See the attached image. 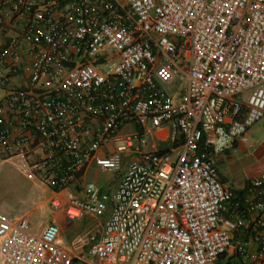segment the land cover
I'll use <instances>...</instances> for the list:
<instances>
[{"label":"built area","instance_id":"1","mask_svg":"<svg viewBox=\"0 0 264 264\" xmlns=\"http://www.w3.org/2000/svg\"><path fill=\"white\" fill-rule=\"evenodd\" d=\"M0 66V178L56 216L0 213V264H264V170L234 200L213 162L264 119V0H0ZM91 165L120 181L76 196Z\"/></svg>","mask_w":264,"mask_h":264},{"label":"rangeland","instance_id":"2","mask_svg":"<svg viewBox=\"0 0 264 264\" xmlns=\"http://www.w3.org/2000/svg\"><path fill=\"white\" fill-rule=\"evenodd\" d=\"M4 73L5 69L0 66V79ZM14 82L13 79H10V84ZM184 86L185 83L181 84L180 89H183ZM5 93V88L2 87L0 83V100L4 97ZM136 130V126L128 125L120 134H132L136 132ZM249 140L251 145L255 142L258 145L264 142V119L256 122L250 128ZM157 145L158 150H165L171 146V142H158ZM245 149L247 151L246 154L252 153V151L250 149L248 150L246 147L241 148L240 151L235 154L233 163L238 170L237 176L242 177L244 175L249 179L255 164L245 165L243 159L247 156H244V152L242 151ZM145 150H150V147H145ZM220 172L226 174L227 171L220 167ZM228 176L230 177V175ZM119 181L120 174L115 172H102L95 165H91L86 174L84 183H93L103 191H113L117 187ZM49 195V192L45 194L38 187L28 182H22L20 176L12 171L8 165L4 167L3 174L0 178V213L13 215L14 213L26 214L31 212L28 221L33 230L37 232L44 225L50 223L54 216V212H52V209L48 205L38 207L40 203L49 198ZM107 217L108 216L105 215L99 218L100 223L103 224ZM91 224H94V222L87 216H82L80 219H77L70 227L69 232L61 236L63 237L64 244H69L78 233L85 231Z\"/></svg>","mask_w":264,"mask_h":264},{"label":"crops","instance_id":"3","mask_svg":"<svg viewBox=\"0 0 264 264\" xmlns=\"http://www.w3.org/2000/svg\"><path fill=\"white\" fill-rule=\"evenodd\" d=\"M13 81H15L14 83L18 82L16 78H13ZM249 136H250V130L247 133V137H248L247 145L237 143L233 149L227 151L225 154L213 157V162L217 168L221 182L225 185V187L230 189L232 192H235L236 195L235 194L234 195L238 199L241 197V195H239L238 192H243L247 183L250 182L252 179L256 178L257 176H259V174L264 170V142L261 143L260 145L256 144V142L253 145H251L249 143L250 142ZM168 141L171 142L170 141V131L169 129L164 128V129L154 132L151 135L148 141V146L154 144L158 148V145H157L158 142H168ZM243 147H246L248 150L250 149L252 151V153L246 154L247 153L246 149L242 150L244 152L243 153L244 156H247L246 158L243 159V162H245V165L247 166L248 164L250 165L255 164V167L253 168V172L249 179L244 175L242 177L237 176L238 170L236 169L233 163L235 154L238 153L240 149ZM220 167L224 168L227 171L226 174L220 172ZM86 174L87 172L81 176L78 184L73 187L72 192L76 196H81V189L84 185ZM228 175H230V177ZM228 209L230 211V207H228ZM225 216H228V214H225ZM55 217L56 216L54 215L51 221H54L56 219ZM90 219L93 220L94 224H97L99 226L101 225L99 219L97 218H90ZM58 220H59L58 222L60 223V228H61V236H64L65 234L69 232V229L72 225L71 226L67 225L62 219V217H59ZM94 224H91V225H94ZM246 234H247L246 229L240 230V232L234 236L235 242H240L244 240L246 237ZM66 246H68V244ZM237 260L238 258L236 255L228 254L222 260V264H235ZM90 263H93V261H91Z\"/></svg>","mask_w":264,"mask_h":264},{"label":"trees","instance_id":"4","mask_svg":"<svg viewBox=\"0 0 264 264\" xmlns=\"http://www.w3.org/2000/svg\"><path fill=\"white\" fill-rule=\"evenodd\" d=\"M238 193H239V195H241V196H242V194L244 193V191H243V192H238ZM233 194H235V195H236V193H235V192H233ZM235 195H234V200H237L238 198H237Z\"/></svg>","mask_w":264,"mask_h":264}]
</instances>
